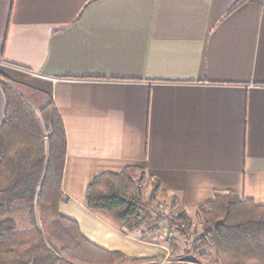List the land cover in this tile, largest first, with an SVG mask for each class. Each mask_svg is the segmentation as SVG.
<instances>
[{
	"label": "crops",
	"instance_id": "obj_1",
	"mask_svg": "<svg viewBox=\"0 0 264 264\" xmlns=\"http://www.w3.org/2000/svg\"><path fill=\"white\" fill-rule=\"evenodd\" d=\"M237 1L0 0V73L53 98L67 134L59 211L91 242L171 253L168 228L145 237L88 205L95 176L128 166L189 214L220 191L264 205V0L229 12ZM5 109L0 86V127Z\"/></svg>",
	"mask_w": 264,
	"mask_h": 264
},
{
	"label": "trees",
	"instance_id": "obj_2",
	"mask_svg": "<svg viewBox=\"0 0 264 264\" xmlns=\"http://www.w3.org/2000/svg\"><path fill=\"white\" fill-rule=\"evenodd\" d=\"M246 1L238 0L229 12ZM0 86L6 99L0 127V264L155 260L102 248L82 234L75 220L60 213L59 205L67 199L62 189L67 156L63 118L49 95L25 93L1 73ZM87 202L145 237L168 226L172 247L175 233L185 238L195 234L192 216L178 198L141 166L98 174L88 184ZM198 213L202 230L195 235L192 248L204 262L264 264V205L233 191H220L213 200L200 204ZM209 247L214 251H207ZM171 256L184 259L171 264H188L185 258Z\"/></svg>",
	"mask_w": 264,
	"mask_h": 264
},
{
	"label": "rangeland",
	"instance_id": "obj_3",
	"mask_svg": "<svg viewBox=\"0 0 264 264\" xmlns=\"http://www.w3.org/2000/svg\"><path fill=\"white\" fill-rule=\"evenodd\" d=\"M190 216H192V219L194 221V233L195 234L189 238H187V237L185 238L182 236H178L175 233V236L177 237L175 247H172L168 243H167V246L170 249L171 255L185 258L188 264H207L206 262H204L203 259L200 258L199 254L196 253L192 248V242L195 239V235L197 233L201 232V230H202V217L200 216L198 211H197V213L190 211ZM167 228H168V226H163L162 233H164V231L166 232ZM171 237L172 236L170 235V233L167 234V239H170ZM207 251L212 252V251H214V248L209 247V248H207Z\"/></svg>",
	"mask_w": 264,
	"mask_h": 264
},
{
	"label": "built area",
	"instance_id": "obj_4",
	"mask_svg": "<svg viewBox=\"0 0 264 264\" xmlns=\"http://www.w3.org/2000/svg\"><path fill=\"white\" fill-rule=\"evenodd\" d=\"M170 235H172L170 233ZM174 262H184V259H179V258H173L171 256L170 253H168L167 255H165L164 257L160 258V259H157L155 260L154 262H152L151 264H171V263H174Z\"/></svg>",
	"mask_w": 264,
	"mask_h": 264
}]
</instances>
